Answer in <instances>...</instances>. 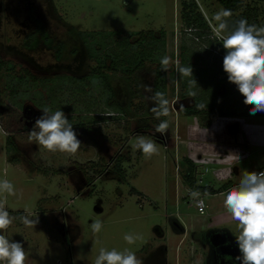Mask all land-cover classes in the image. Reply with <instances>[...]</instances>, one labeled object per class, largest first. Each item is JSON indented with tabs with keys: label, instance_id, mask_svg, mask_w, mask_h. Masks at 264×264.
Here are the masks:
<instances>
[{
	"label": "rangeland",
	"instance_id": "374dc122",
	"mask_svg": "<svg viewBox=\"0 0 264 264\" xmlns=\"http://www.w3.org/2000/svg\"><path fill=\"white\" fill-rule=\"evenodd\" d=\"M184 1L189 0H0V57L16 63L17 71L26 66L40 75H82L90 64V50L98 59L108 46L128 41L131 45L122 51L130 58L135 47L125 32L158 33L164 29L167 33L169 110L168 130L162 139L134 133L137 126H155L153 118L108 116L96 119L88 132L73 125L81 141L74 156L48 152L28 142V132L43 115L42 109L27 96L23 101L18 99L22 103L18 108L1 78L0 100L8 111L0 118V180L11 181L17 192L16 196H6V209L16 219L3 234L22 243L26 264H94L101 248L129 249L142 264H240L218 250L211 234L238 245L239 230L223 200L226 190L237 187L245 172H257L264 164V114L204 119L179 112V107L190 103L180 97V69L186 67L181 62L182 44L196 51L209 45L184 30ZM194 1L215 37V16L223 6L217 0ZM246 1L260 8L264 26V0ZM30 7L46 21L49 41L26 48L24 38L33 29ZM226 19L229 24L232 17ZM77 30L94 31L88 44ZM60 44L63 50L59 57ZM143 78L151 115V87L148 76ZM113 85L117 98L125 104L129 99L125 82L118 77ZM139 136L152 140L158 154L149 159L140 150L134 151L132 144ZM186 159L197 165L199 186L223 192L204 194L190 188ZM94 164L103 170L101 175L91 171V167L96 169ZM193 193L204 195L208 204L205 212L197 210L194 201L198 195ZM26 210L38 220L35 226L26 227L19 219ZM97 220L102 229L94 233L91 225ZM125 234L142 239L129 245Z\"/></svg>",
	"mask_w": 264,
	"mask_h": 264
},
{
	"label": "trees",
	"instance_id": "16d2710c",
	"mask_svg": "<svg viewBox=\"0 0 264 264\" xmlns=\"http://www.w3.org/2000/svg\"><path fill=\"white\" fill-rule=\"evenodd\" d=\"M217 1L224 10L231 12L232 19L228 24L229 30L234 28L241 19L247 20L250 25L262 26L261 10L258 6L247 3L246 0ZM53 9L59 15L55 6ZM28 13L33 29L24 38V46L33 48L38 46L41 41H49V29L46 21L34 7H30ZM59 17L62 19L60 15ZM181 18L186 32L195 34L198 39H204L209 45L204 50L196 51L195 48L182 44L181 62L186 65L182 69L191 66L193 77L183 75L182 69H180L182 85L180 97L181 100H188L190 103L179 107V112L200 116L204 119L226 115H250L251 105L244 103V97L239 92L237 85L229 82L228 74L223 69L226 50L223 48L222 42L212 36L210 26L194 0L183 2ZM71 27L77 29L74 25ZM77 32L87 44L88 37L94 35V31L77 30ZM125 33L126 39L132 40V46L135 47L130 58L126 59L122 51L131 45L128 41L120 46H108L98 59H94L89 48L90 64L85 74L76 75L62 72L40 75L26 66L17 71L16 63L0 57V80L4 77L5 87L9 90L10 97L18 108L22 107V103L18 99L23 101L26 96L30 97L39 108L49 107L52 111L62 110L68 115L66 116L68 119L74 120L73 125L83 128L85 131H89L91 125L98 119V121L108 119V116L101 114L104 112L114 113L109 116L116 119L149 117L155 119V126H137L134 133H150L162 139L163 134L156 132L155 127L167 119L166 116L157 118L155 114H149L150 104L144 91L145 79L143 77L148 76L151 97L156 92H160L168 101V66L165 69L161 64L163 59H167V33L164 29L158 33L154 30ZM62 50L63 46L60 44L57 56L62 55ZM72 52L75 53L76 50ZM172 71V75H174V70ZM118 77L125 82L128 89L129 99L125 104L117 98L113 85V80ZM198 81L201 83L199 84ZM224 101L228 104L224 105ZM229 101L232 103L230 104ZM153 102L155 107V101L153 100ZM176 104L177 102H175ZM197 104L207 105V107L199 110L196 107ZM226 106L229 109H226ZM5 111L8 109L0 100V118ZM19 126L21 127L22 123ZM8 130L16 131L9 128ZM10 135L11 133L8 134V140L11 138ZM186 161L188 164L186 182L190 188L200 190L204 194L222 191L215 190L210 186H199L195 179L196 164L192 159H186ZM96 165L94 164L96 169L91 167V171L101 175L103 170ZM81 168L80 166L79 169ZM92 181L89 183L91 184Z\"/></svg>",
	"mask_w": 264,
	"mask_h": 264
},
{
	"label": "clouds",
	"instance_id": "9594fccd",
	"mask_svg": "<svg viewBox=\"0 0 264 264\" xmlns=\"http://www.w3.org/2000/svg\"><path fill=\"white\" fill-rule=\"evenodd\" d=\"M230 16L231 12L228 10L216 14L218 27L213 29L214 36L217 41L222 42L226 50L223 69L228 74L229 82L237 85L244 97V103L251 105L250 112L255 114L264 111V26L250 25L247 20L241 19L229 30L226 18ZM161 64L166 69L167 59H163ZM181 71L183 75L193 77L191 66ZM152 99L156 105L152 109L155 116L157 118L167 116L168 101L163 94L156 92ZM196 107L203 110L207 105L197 104ZM40 108L43 115L36 119L33 129L28 132V142L35 143L48 152L74 156L80 149L81 141L73 129V124L62 110ZM101 114L114 115L111 112ZM167 130V121H161L155 127V131L161 134H166ZM132 148L134 151L140 150L149 159L159 152L157 145L144 136L137 137ZM16 195L15 186L11 181L0 180V264H26L27 260L22 243L9 240L3 234L16 219L10 216L6 209V196ZM223 204L239 230L236 241L240 252L237 259L240 264H264V171L245 172L239 185L225 194ZM31 216L32 214L27 212L19 219L26 227H32L38 220ZM91 228L94 233H99L102 223L98 220L93 221ZM139 239L142 237L138 235L124 236L129 245L135 244ZM94 264H142V261L129 249L118 251L115 248L111 250L101 248Z\"/></svg>",
	"mask_w": 264,
	"mask_h": 264
},
{
	"label": "crops",
	"instance_id": "0c3cea01",
	"mask_svg": "<svg viewBox=\"0 0 264 264\" xmlns=\"http://www.w3.org/2000/svg\"><path fill=\"white\" fill-rule=\"evenodd\" d=\"M195 163V162H194ZM264 166L261 165V168ZM197 167V165H196ZM196 172H197V169H196ZM211 187V186H210ZM213 188V187H212ZM215 189V188H213ZM231 188V186L226 190L229 191ZM217 190V189H215ZM223 192V191H222ZM220 193V192H219ZM214 195H216V193H214ZM224 234V233H223ZM216 236V234L212 233L211 234V237H212V240H214V237ZM224 237V236H223ZM219 240H216L215 242H218V244L214 243L216 245V247L218 248V250H220L221 252H223L224 254H227V255H230V256H233L234 259L238 260L237 259V256L240 255V252H239V247L238 245H236L234 242H232L231 240H229L228 238H220L218 236ZM223 241V242H222ZM219 251V252H220ZM239 261V260H238ZM240 262V261H239ZM214 264H216V262H214Z\"/></svg>",
	"mask_w": 264,
	"mask_h": 264
},
{
	"label": "built area",
	"instance_id": "2783aa9c",
	"mask_svg": "<svg viewBox=\"0 0 264 264\" xmlns=\"http://www.w3.org/2000/svg\"><path fill=\"white\" fill-rule=\"evenodd\" d=\"M256 113L263 114L264 111H258ZM260 171H264V167L260 168L257 172H260ZM194 204L199 212H205L208 207V204L206 203L204 195H201V194H198V196H196Z\"/></svg>",
	"mask_w": 264,
	"mask_h": 264
},
{
	"label": "water",
	"instance_id": "95a60500",
	"mask_svg": "<svg viewBox=\"0 0 264 264\" xmlns=\"http://www.w3.org/2000/svg\"><path fill=\"white\" fill-rule=\"evenodd\" d=\"M216 240H219L218 236H215V237H214V240H213L214 243L218 244V242H215ZM222 242H223V241H222Z\"/></svg>",
	"mask_w": 264,
	"mask_h": 264
}]
</instances>
